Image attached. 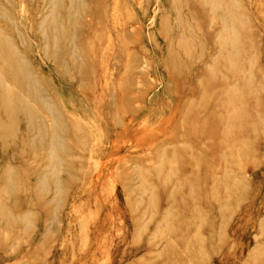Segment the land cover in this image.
I'll list each match as a JSON object with an SVG mask.
<instances>
[{
	"label": "rangeland",
	"instance_id": "obj_1",
	"mask_svg": "<svg viewBox=\"0 0 264 264\" xmlns=\"http://www.w3.org/2000/svg\"><path fill=\"white\" fill-rule=\"evenodd\" d=\"M237 1L230 9L244 18L234 72L252 78L256 93L244 106L264 125V0ZM103 2L114 10L107 18L97 21L93 3L74 24L62 21L89 52L78 74L40 57L31 26L41 1L16 0L12 17L26 18L33 70L52 85L69 154L59 195L50 184L40 192L45 142L27 146L21 123L17 152L5 140L15 184L0 196L14 217L0 220V264H264V129L219 121L221 70L231 62L204 69L224 52L207 35L216 28L190 15L192 0L176 9L172 0ZM0 28L14 37L2 17ZM236 74L226 73L224 86Z\"/></svg>",
	"mask_w": 264,
	"mask_h": 264
},
{
	"label": "bare ground",
	"instance_id": "obj_2",
	"mask_svg": "<svg viewBox=\"0 0 264 264\" xmlns=\"http://www.w3.org/2000/svg\"><path fill=\"white\" fill-rule=\"evenodd\" d=\"M40 1V8L32 12L31 26V29L37 37L35 44L38 47L40 57L43 60H49L55 63L57 65L55 67L56 72L61 73V71H70L73 69L72 72L83 74L87 55L89 54L88 49L86 50L80 43H74V37H77L81 33L77 30L70 31L66 28L64 29L62 21L67 19L74 24L75 21L79 20L80 11L82 10L84 12L86 7L91 6L93 3L95 4L91 7L96 6L95 16L97 21L100 20L102 15L106 18L109 17L114 10L112 11L111 9L109 12V7L103 0ZM172 1L173 4H170V8L176 9V1L178 0ZM192 1L194 2L192 8L195 11H192L190 15L201 16L205 25H212V27L216 28L213 33H207V35L210 36L209 39L212 41L213 46L224 51L223 55L213 53L208 57L204 69L209 71L219 65L220 61H230L231 65L229 66L228 63V67L222 70H224L225 74L230 72L232 75H235V73H237V82L227 87V85L224 86L223 80L225 74H223V71L220 69L222 74L220 91H224L225 95L227 94L226 98L218 100V104L226 111L219 118L220 123L224 126L230 122H237L240 127H246L254 131L259 127L264 129V125L260 118H258V114L256 113V118H254L244 106L248 98L256 93L257 88L251 85L252 78L250 76H245L246 74L244 73L234 72L236 65H238L237 59L242 47L240 40L238 41V29L242 26V19L244 17H242V14L239 15L231 10L230 6L236 5L238 1ZM4 3L5 5L0 1V17L5 19L7 25L13 30L15 39L20 41V44L14 40V37L10 35L11 33L9 34L7 31L0 28V182H3L0 184V192L3 190L8 191L12 185L15 184L13 168L11 169L10 166L12 163L11 159L14 158L15 154L12 158H8V152L3 145L5 140L11 141L13 144L11 149L17 152L16 147L18 142L16 140V125L21 123L25 129L23 138L26 140L29 139L27 146H31L35 143L36 145H40L43 144V141L45 142V158L42 163L44 171L35 176V187H38L40 192H42L46 190L50 184L54 187L56 195H59L62 188L58 174L63 169L65 170V157L69 154L67 148L64 146L67 140L65 116L58 107V103H56L49 94L48 89L52 87L50 81L33 70L29 56L32 52L31 46L33 41L29 35L23 31L25 29L26 18L20 19L12 17L16 0H5ZM222 4H224V6ZM114 7L116 6L114 5ZM238 12L240 13V11ZM205 16H207V18H205ZM97 31L98 30H95L94 32L95 36L101 33ZM183 31L185 34L187 32L188 34L191 33L190 27L185 28ZM191 40L197 42V46L200 47L202 51L203 47L202 42H200L201 40L197 37H191ZM22 47L24 49H22ZM188 52L189 49L185 50V53ZM172 55H176V52H173ZM248 61L252 62L249 59ZM240 87H245V91L243 90L244 92L242 91V93L239 92L235 94L236 90ZM101 88L107 89L108 87L102 86ZM229 93H232V95H228ZM253 100L255 103L257 102L256 96ZM239 112L246 115V118L241 119V117L238 116V114L240 115ZM46 117L50 118V122H47ZM34 131L37 132L38 139H35L37 138L36 136H32ZM236 155L237 158L240 159L245 155V151L242 149V151L236 153ZM167 160L169 161L168 158ZM158 161L157 166L159 167H163L166 163V159L164 158H160ZM170 161H172V159H170ZM161 181L165 186L169 182L168 179H162ZM168 198H170V195ZM166 216L167 213L163 212L162 217L165 218ZM12 217H14L13 214L2 204L0 196V220L4 221L5 224H10L9 222Z\"/></svg>",
	"mask_w": 264,
	"mask_h": 264
}]
</instances>
